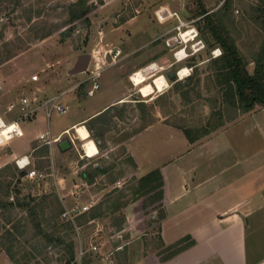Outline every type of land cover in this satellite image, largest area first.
Returning <instances> with one entry per match:
<instances>
[{
	"label": "rangeland",
	"instance_id": "374dc122",
	"mask_svg": "<svg viewBox=\"0 0 264 264\" xmlns=\"http://www.w3.org/2000/svg\"><path fill=\"white\" fill-rule=\"evenodd\" d=\"M77 1L0 0V116L4 120L15 117L18 110L10 112L6 108L21 96L41 101L61 93L60 100L68 105L66 113L54 111L49 118L39 108L33 116L18 119L4 130L7 138L15 137L11 141L13 149L24 150L23 142H17L16 128L8 130L12 124L22 126L24 141L29 144L26 153L30 166L46 175L38 183L19 177L7 142L0 144V203H14L0 206V242L13 243V251L19 250L15 258L19 257L20 264H71L66 262L70 240H74L77 253L81 247L97 245L95 251H87L80 259L78 254L77 264L94 259L100 262L101 257L123 264L138 249L151 248L149 233L157 227L151 222L160 210L147 204L146 196L130 201L116 212L109 208L121 190L126 196L120 201L131 196L127 186L133 177H139L127 160L132 157L129 141L132 143L134 135L154 122L206 127L208 122L217 121L214 113L223 109L212 71V59L221 49L209 34L210 44L204 40L199 30L204 21L196 13L199 2L211 12L224 0H85L90 6L86 18L71 20L70 5ZM260 7L264 9V0H230L227 11L219 13L250 71L253 56L264 43V19H255ZM192 27L197 36L184 42L179 33ZM169 37L174 44L167 46ZM194 41H201L204 46L193 52ZM180 48L187 56L177 60L174 52ZM80 54L90 55L88 71L68 75ZM151 63L158 67L154 73L137 75ZM181 67H187L189 74L170 80L168 73ZM96 70L94 80L99 87L93 95H87L92 80L85 79ZM158 74L164 75L167 86L143 96L139 86ZM119 95L123 101L116 102L111 110L113 116L104 137L98 138L101 147L95 156H85L74 129L64 136L73 138L74 146L64 152L55 143L45 144L38 138L45 131L51 137L71 121ZM222 113L225 122L232 112ZM164 136L162 131L151 129L143 137ZM144 148L143 152L149 154L152 146ZM93 163L105 167L106 172L97 174L88 184L80 173ZM59 177L66 181V206L101 203L103 215L89 221L77 219L74 229L61 225L66 221L61 213L53 219L58 210L55 197L64 205L55 186ZM17 202L27 204L16 206ZM121 216L124 220L120 222ZM42 231L54 240L46 243ZM57 237L63 242L56 243ZM0 253V264H15L3 249ZM22 253H28L26 259L20 258ZM108 253L110 257H106Z\"/></svg>",
	"mask_w": 264,
	"mask_h": 264
},
{
	"label": "crops",
	"instance_id": "0c3cea01",
	"mask_svg": "<svg viewBox=\"0 0 264 264\" xmlns=\"http://www.w3.org/2000/svg\"><path fill=\"white\" fill-rule=\"evenodd\" d=\"M247 71L252 73L253 68ZM120 97L71 121L50 138L61 135L62 139L75 125L84 124ZM5 128L2 134L10 149L9 157L15 160L27 155L30 160L22 126L18 127L19 133L15 129L17 142L24 145V150L18 151L11 146L15 137L4 135ZM151 129L162 131L165 136L143 137ZM148 144L152 146L149 154L143 152ZM128 150L139 177L158 168L163 184L162 198L157 202L160 214L153 215L157 219L151 222L157 227L148 237L153 245L138 249L123 264H264V106L254 104L249 110L231 113L218 129L194 142L176 125L154 122L134 135ZM65 182L59 177L55 186L63 206L69 207L72 204L66 206L68 200L63 199ZM184 236L193 243L162 259L165 246ZM106 257H110L109 253ZM100 262L117 264L105 257ZM100 262L94 259L85 264Z\"/></svg>",
	"mask_w": 264,
	"mask_h": 264
},
{
	"label": "trees",
	"instance_id": "16d2710c",
	"mask_svg": "<svg viewBox=\"0 0 264 264\" xmlns=\"http://www.w3.org/2000/svg\"><path fill=\"white\" fill-rule=\"evenodd\" d=\"M229 5L230 0H224L218 9L208 12L204 5H202L200 2L198 3L196 16H201L204 21L203 27H199L200 33L202 34L204 40L210 44V41L207 37V34H209L221 49V53L212 59V71L214 77V86L218 89V92H220L218 101L223 105V109L214 113V115L217 117V121L208 122L206 127L193 128L189 126H177L183 131L184 135L190 142H194L199 137L218 129L224 123L222 119L224 113L222 112H232L235 114L238 111L249 110L254 104L264 106V43L254 54L252 59L254 64L253 71L252 73H249L246 69L248 62L241 55L234 38L223 24L221 16L219 15L221 11L226 12ZM70 9L71 11L69 18L74 20L81 17L86 18L85 15L89 12L90 6L86 4L85 0H78L76 3L70 5ZM255 19H264V9L261 7L258 9V14L256 15ZM181 95L185 96L184 93ZM137 103L138 105H142V102L140 101H137ZM116 104L117 103L108 106L98 114L88 118L84 123L91 138L94 140L98 148V152L101 147V145L98 143V138L104 137L105 132L108 129L109 121L113 116L110 114L111 110L115 108ZM127 160L130 165L135 166L132 157H128ZM105 172V167H102L100 164L95 165L93 163L89 167L83 169L80 175L82 179L89 184L92 183L93 178L97 174H103ZM112 180H114V178H111V181ZM162 184V176L158 168L150 170L138 178L133 177L132 183L127 186L131 196L120 201V199L126 196V193L121 190L118 197L115 199V201H113L109 208L111 212H116L122 206L127 205L130 201L142 196H146L148 199L147 204H151L154 206V208H158L160 203L157 202H159L162 198ZM55 199L58 202V210L53 215V219H55L56 216L63 211V206L60 204L58 197L56 196ZM25 204L27 203L17 202L15 205L23 206ZM0 206L10 207L14 206V203H0ZM101 209V203L93 205L87 211L79 214L75 218V221L77 219H82L83 221L94 220L103 215L104 211ZM121 220H124V216L120 217V222ZM75 221L74 223L70 221H64L61 225H64L70 229H74V226L76 227ZM36 225L39 227V223ZM42 238L46 243H50L54 240L51 234L45 233V231H42ZM60 242H63V239L61 237H57L56 243ZM192 243L193 240H191L189 236H184L165 246L164 251H166V253L161 258L167 259L185 249ZM0 249H3L8 255L9 259L13 260L15 264H20L18 259L19 257L15 258L16 253H18L19 250L13 251V243L6 245V243L0 242ZM67 250L68 257L66 262L77 264V252L74 240H70L67 243ZM27 254L28 253H22L20 258L26 259Z\"/></svg>",
	"mask_w": 264,
	"mask_h": 264
},
{
	"label": "built area",
	"instance_id": "2783aa9c",
	"mask_svg": "<svg viewBox=\"0 0 264 264\" xmlns=\"http://www.w3.org/2000/svg\"><path fill=\"white\" fill-rule=\"evenodd\" d=\"M157 14V17L160 19L158 13ZM189 30H193V33L194 34V38L197 36V32L195 30V28H190ZM186 31V30H184ZM179 36H180V33H179ZM182 38V37H181ZM183 40V38H182ZM166 44L167 46H170L171 44H174V41H172L171 37H169L166 41ZM204 45L201 41H194L192 43V47L194 49L193 52H196L199 48H202ZM182 48L176 50L174 52V55L177 51L181 50ZM184 49V48H183ZM117 55V53H115ZM187 56V55H186ZM88 71V69H87ZM86 71V72H87ZM177 73V72H176ZM189 74V72H188ZM98 75V70L92 72L85 80H92V84H91V87L87 90V95H93L94 93V90L97 89L99 87L98 83L94 80V78ZM187 76V75H186ZM2 87L0 85V91H1ZM62 96L61 93L59 94H54L50 97H46L44 99H42L41 101H36L35 99H30L28 98L27 96H21L17 101H11L8 103L7 105V108L6 110L7 111H13L14 109H17L18 110V114L16 115V117L12 120H4L3 117L0 116V128H5L7 127L10 123H13L15 121H17L18 119H26L28 117H31L34 115V113L39 109V108H42L44 113H45V116L46 118H49L50 115L52 114V112H57V113H60V114H63V113H66L67 109H68V105L63 103L61 100H60V97ZM49 135V132L46 131L45 133H41L38 138L43 140V142L45 144H51L52 142H57L59 141L61 135H58L57 137L55 138H50L48 137ZM71 142L74 143V140L73 138L69 137ZM6 140L5 139H1L0 140V144L5 142ZM23 157H27V155H23V156H20L18 158L15 159V163H16V166H17V173H18V170L20 169H24L25 170V174L23 176V178L25 179H28V180H32V181H36L37 183L39 181H42L44 178H45V173L39 169H36V168H33L30 166V160L28 159V163L23 167H19L18 164H17V161L22 159ZM22 178V177H21ZM119 182V181H118ZM91 205L89 204H83V205H80L78 203H74L72 204L71 206L69 207H64L63 211L61 212V216L66 220V221H70L72 223H74L75 221V218L83 213L84 211L88 210L90 208ZM97 249V245L93 244L91 246H89V248L87 249H82L79 248V252L77 253V256L79 254V257L78 259L81 258L82 254H84L85 252L87 251H95ZM78 264H81V263H78Z\"/></svg>",
	"mask_w": 264,
	"mask_h": 264
},
{
	"label": "bare ground",
	"instance_id": "6f19581e",
	"mask_svg": "<svg viewBox=\"0 0 264 264\" xmlns=\"http://www.w3.org/2000/svg\"><path fill=\"white\" fill-rule=\"evenodd\" d=\"M192 33H193V30L187 29L186 31L180 32V37L183 38L184 42H187L189 40L194 39V34H192ZM185 56H186V52L184 49H181L175 53V57L177 58V60H181ZM153 64H155V63H151L150 65H148L144 68H141L139 70L140 76L146 77L148 74L154 73V70L157 69L158 67L157 66L152 67ZM184 69H187V67H181L178 69L177 76L179 78H183L185 75H187L188 71H187V73H184L183 72ZM167 84L168 83H167V80L164 77V75L158 74V75L153 76L150 81H145L144 83H142L139 86L138 91L143 96H148V95L152 94L154 91H157V92L162 91L163 88H165L167 86ZM121 101H123V99L119 100L118 102H121ZM2 129L3 128H0V133H2ZM81 129H83L84 133H86L85 135H81V131H80ZM74 131L76 132L77 137L82 141L81 147L83 148V150L85 152V156H87V157L95 156L98 153V148H97L95 142L91 139L90 134H89L87 128L84 126V124L79 123V124L75 125ZM1 139H4L3 134L0 135V140ZM89 142H91L92 149H94V151L88 147Z\"/></svg>",
	"mask_w": 264,
	"mask_h": 264
},
{
	"label": "water",
	"instance_id": "95a60500",
	"mask_svg": "<svg viewBox=\"0 0 264 264\" xmlns=\"http://www.w3.org/2000/svg\"><path fill=\"white\" fill-rule=\"evenodd\" d=\"M89 60H90L89 54L78 55L77 60L74 62L72 67L70 69H68L67 74L68 75H74V74L86 72ZM176 76H177V73L175 71H171L168 73V78L170 80L175 79ZM56 145L61 152H64V151H67L70 148H72L73 143L71 142L69 136H66V137H63L62 139H60L59 141H57ZM24 174H25L24 169L18 170V176L19 177H23Z\"/></svg>",
	"mask_w": 264,
	"mask_h": 264
},
{
	"label": "clouds",
	"instance_id": "9594fccd",
	"mask_svg": "<svg viewBox=\"0 0 264 264\" xmlns=\"http://www.w3.org/2000/svg\"><path fill=\"white\" fill-rule=\"evenodd\" d=\"M155 66H156L155 64L152 65V67H155ZM187 71H188V69H184V70H183L184 73H187ZM137 75H139V73H137ZM11 128H16L17 131H18V133H19V129H18V126H17L16 124H12L8 130L10 131ZM80 131H81V135H85V134H86V133H84L83 129H81ZM20 134H22V133H20ZM0 135H2V133H0ZM88 147H89L91 150L94 151V149H92V144H91V142H89ZM28 162H29V161H28V158H27V157H23L22 159H20V160L17 161V164H18L19 167L23 168Z\"/></svg>",
	"mask_w": 264,
	"mask_h": 264
}]
</instances>
